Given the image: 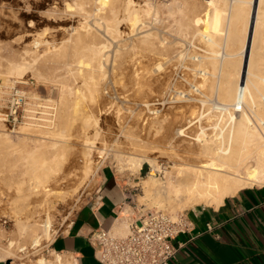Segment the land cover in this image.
<instances>
[{
	"label": "rangeland",
	"instance_id": "374dc122",
	"mask_svg": "<svg viewBox=\"0 0 264 264\" xmlns=\"http://www.w3.org/2000/svg\"><path fill=\"white\" fill-rule=\"evenodd\" d=\"M78 1L80 0H0V95L3 91H6L9 86L17 84L21 89H23L26 92L27 96L29 97V101L31 100L35 101L37 98L43 97L49 99L51 103L54 104L55 106V117H54V121L52 122L53 124L51 123L52 125H47L48 127L46 125L42 126L43 130L47 132L51 130L53 133L50 131L48 133L47 132L44 133L40 125L39 127L38 125L36 126L35 124H33V126L29 124L27 125V121L20 122L15 126L6 124L4 122H1L0 124V174L1 176L2 174L3 175L5 174L4 179L0 178V239L2 240L3 243H5L8 239L19 238L18 232L16 230L18 226L17 225L18 216H21V218L23 217L22 221L33 218L44 219V217L48 213L52 217V227H51L52 233L49 239L44 240L40 246H36L35 248L30 249V251L27 252V254L26 252H21V259L17 258L15 262H12L13 260L1 261L0 264H11V263L20 264V261L26 262L28 264H35L37 259L44 260L43 258L44 256L46 257L45 260L49 264H57L59 258H62V262L60 264H70L74 262L73 259L69 257V255L68 256L62 255V257L61 255H57L56 253H54L52 256L47 255V249L52 248L51 242L55 238V236H57L59 233L67 229L76 210L83 204L86 198L95 189L101 168L107 164L113 166L119 177L123 180L124 184L129 188L128 192L131 198V205L134 206V208L128 207V210L130 211V213H134V215L130 214L129 216L122 219L127 223L128 227H129V223L133 220L134 216H136L138 212H146L157 208L164 209L173 214L182 211L187 212L190 207L195 206L197 204L191 206L190 205L180 206L176 204L175 201H170V202L166 201L165 203H163V205H160L153 197L147 195V191L145 187L146 178H150L152 175H154L158 181L165 183L167 181L166 178L168 177L167 176L168 172L171 173L172 171L170 170L174 169L172 165L173 164L172 159H169L171 154V149L169 150L170 146L167 147L168 154L161 153L162 152L161 138H163V135L165 133H168V135H173L171 140L174 141L175 143L181 144L179 148L182 149L183 147L189 146L188 140H192V138L194 139L198 137V135L201 133L202 127L204 128V133L201 134V137L217 138L219 136V132L221 131V128H223L226 125V121H227L226 112L222 113L219 110L215 109L214 106L218 102H224L228 100L229 99L228 97L231 95V93L232 94L234 93L235 88L233 89V87L235 85V82L233 83V78L234 81L237 80L238 71L240 68L239 67L240 57H241L239 56L241 55L239 52H241L240 49H242L243 46L242 45L243 43L241 42H243L242 40L244 39L243 32H245L243 29V27H245V25L243 26V23L245 24V22L243 21L244 18L243 17L241 19L239 18L238 23L237 22L231 23L232 21H234V17L232 19L231 16L236 14L235 16L237 20L239 16V11L237 12L238 13L237 16V13L234 12L235 11L234 9L237 7L236 9L237 11L240 8H243V6L246 7L248 5L247 6V10H248L250 7L249 4L244 3L243 5L242 4L243 2L241 3L239 0H238L239 2H236V0L234 1L226 0V2L225 0H218V1L217 0H116V1L111 0L110 7L106 9L98 10V6H99L98 0L95 1L89 0L88 3H86L88 0H85L86 5L85 4L84 5L86 7L84 6L83 9L78 7V5H75L76 2ZM214 2L217 3L219 2L218 6L217 3H215V6H213ZM234 2L237 4H235ZM228 3L230 5L232 4V6L235 5L237 6L235 7L230 6L232 11H229ZM238 3H241L242 6L240 7V4ZM71 4L72 6L69 7V5ZM224 4L225 6H223ZM128 6H131L130 8L132 10L133 8L135 9L133 10V12H137L136 9H138V14H140L141 17L139 18L140 22L138 20L137 21L138 23L136 22V24L137 25L139 24L138 26L142 25L143 27H145L144 25H146L147 29L141 26L140 28L135 23H132V21L133 22L135 21L132 18L127 17L126 20L125 17L127 15V10L125 9ZM216 6L219 7V9H221L220 10L221 14L225 11L224 13L225 16L223 21L221 20L222 25H220L221 27H219L220 30L219 29L214 30L215 36L217 35V31L219 32V35L216 36L220 40L219 45L215 46V48L211 46L212 49H210L209 47L210 45L203 36H200L201 34L199 35V32L203 31V29H205V31H208L211 28V13L213 12ZM77 7L79 9H77ZM111 7L113 8L115 7L114 11L110 10ZM195 9L196 11H194ZM263 9H264V4H263ZM96 10L99 12V15ZM96 12H97V16L95 15ZM121 14L123 15L120 17ZM196 14L198 16H196ZM226 14L228 15V17L230 15L231 19L226 17L227 16ZM109 15H111L112 17L110 18ZM116 16L118 21L116 19ZM145 16L148 17L145 18ZM190 17H192L193 23ZM198 17H201L203 21L202 22L197 21L194 23L195 19L193 18L197 19ZM225 17L228 19L229 23L231 24H228ZM120 19H123L124 21H120ZM113 21L115 25L112 24ZM144 21L146 22L149 21V22L146 23ZM222 22H224V25ZM226 22L228 25H231V27L225 24ZM79 23H81L82 26ZM90 23L92 26H90ZM196 23L198 25H194ZM86 24L88 26H86ZM93 24H96L97 28L94 27L96 25L93 26ZM235 24L236 25L238 24L237 25L238 29L234 27ZM102 25L105 28L102 27ZM110 25L111 26L113 25L114 27L113 26L110 27ZM192 25H194V27H192ZM226 25L228 27H225ZM132 26L133 29L131 28ZM186 26H188V28H186ZM90 27L92 28L94 27L95 29L94 28L92 29ZM128 27H130L131 30H129ZM224 28L227 33L223 31ZM234 28L236 32H233ZM81 29L83 30L81 31ZM116 29L118 33H115ZM122 30L126 34L122 32ZM263 30L264 29H262V32L264 33ZM90 31L92 33H89ZM106 31H110L111 33H114L115 38L113 37V34L110 33L108 35L109 32L106 33ZM196 31H197L196 34L197 36L195 35ZM150 32L153 33L151 34ZM94 33L95 34L98 33L96 34L98 36L100 34V39H98L99 38L98 36H94L95 35ZM143 33L144 34L150 33L149 36L150 42L143 40L144 39ZM233 33L237 35L239 33V36L238 37L235 36L236 37L235 38L233 37L234 36ZM80 34L83 35L84 37L88 34L87 37L89 38V40L88 38L87 39L85 38L86 40L85 41L84 37H82ZM91 34H93V36ZM227 34H230L229 37L232 35L231 36L232 39L231 37L228 38ZM263 35L264 34H261V37ZM90 36L91 38H95V39H91ZM79 39L83 40L82 43H79L80 41ZM108 39L112 41H109ZM133 39H136L137 42H135V40ZM233 39L234 42L232 41ZM126 41L127 43H125ZM164 41H167L168 43ZM258 41H260V39H258L257 42ZM26 42L28 43V45ZM100 42L101 44L102 43L107 44V47L103 49L105 53L103 57L104 60L105 58L106 60L104 61V66L102 68L100 67L94 68L93 72L95 71L94 72L95 74L92 72V74L90 75L88 74V72L84 73V75L81 76H78L76 74H75L76 76L75 75L73 76L72 73L69 74L66 73L67 71L63 65V63L66 60H70L71 58L73 59L81 55H86L88 53V47H90L93 43L99 44ZM151 42L154 43L151 44ZM163 42L165 45L163 44ZM261 42L262 40L259 43H255V44L261 45ZM43 43L46 44L44 45ZM52 43L53 44L57 43V45L56 44L52 45ZM160 43H162V45L164 46L162 47ZM231 44L233 47H231ZM130 45H133L135 48L133 49V46ZM152 45L157 47L153 49L154 46ZM26 46L32 47L31 49L34 50L35 52L34 55H39L40 53L39 60L43 58V62L42 60L37 61V63L35 64L36 66L32 67V69L35 68V70L39 68L41 72L39 71L40 73L38 75V72H36L38 70L32 71V69L29 67L28 70L23 75L20 76L19 75L16 76V74L8 75L6 71L11 61H18V60L20 61L25 56H27L26 59L32 60L30 58L32 57L31 55H33L31 52H30L31 54L29 53L25 54L24 49ZM56 46L58 47L61 46L60 48L61 53L60 51H58V53H60V55L63 56V57L60 56L61 60H58L60 57L57 58V60H55L56 59L55 57L54 59H52L54 53L50 54L48 52L50 54L49 56H47L48 54L44 53V51L46 52V49L48 51L52 49L53 50L57 49L58 47ZM70 46L71 48L68 49V47ZM34 47L37 48L34 49ZM151 47L153 50L151 49ZM223 47L225 49H223ZM257 47L258 49L255 48L254 51L258 53H256L257 56L254 55L253 60L255 62H258L259 58H261L260 62H264L262 61V59H264L263 58L264 48L261 49L260 46ZM80 48H84V49H80ZM231 48L233 53L232 51H230ZM20 49H22L24 52ZM66 49L69 54L67 52L66 54L64 53ZM213 49L217 52L218 55L215 54L216 52L213 53ZM69 50H71V52H69ZM15 51L18 54H16ZM236 51L237 52L239 51L238 52L239 54L236 53ZM63 53L65 54V56L67 55V57H65ZM71 53L72 54L75 53V54H73L72 56ZM12 54H13L12 58L15 57L14 58L15 60L10 57L12 56ZM198 56H201V58L203 56L204 60L203 59L201 60V58ZM47 57L48 59L44 60ZM231 57L233 59H231ZM257 57H258V61L256 60ZM133 58L135 62L133 61ZM137 58L140 59V61L141 60L142 61L141 62L138 61ZM46 61L48 65L46 66L47 68L45 66H42L44 62L46 63ZM214 62H216L217 64L220 63L222 65L219 66V64L218 65L214 64ZM54 63L58 65H55ZM124 63L125 65H123ZM140 63H142V65ZM228 63L229 65H227ZM127 64L129 65L126 66ZM130 64L131 67H129ZM232 64L235 65L233 66ZM232 66L235 68L231 69ZM60 68L63 70H61ZM133 68L135 69L141 68L140 69L141 72L140 70H135ZM45 69L48 71H46ZM42 70L44 73L42 72ZM234 70L237 73L234 72ZM48 72L52 73V74L49 73L51 75L49 77H48L49 75ZM208 72H211L210 74L214 73L213 76H211ZM41 73L42 75L44 74L43 75L44 79ZM64 73L65 75H63ZM93 74L95 76L98 75L100 77L98 76L95 77ZM203 75L205 76L206 79L203 78ZM229 75H231V77ZM86 76L87 78L85 79ZM137 76H139V78ZM6 77L9 78V81L7 82L8 84L4 82V79ZM91 77L95 79V82ZM210 77L211 79H209ZM55 78H59L61 82L60 80ZM96 78H102V80L100 81L99 79ZM202 78L203 80L204 79L205 80L204 81L200 80ZM82 79L84 80L82 81ZM225 79H227V81ZM70 80L72 83L70 82ZM63 81H65L66 84L63 83ZM92 81L94 82V85L92 84L93 83ZM96 81L97 84L98 83L101 84L95 86ZM134 81L136 82V84H133L135 83ZM209 81L211 84L209 83ZM195 83L196 85L200 86V88L202 89V92L199 94H197V92L194 91ZM207 83H209L211 86H209ZM73 84L76 87L73 86ZM64 86L67 87L66 89L69 90L73 89V91L72 92H70L69 90L64 91L63 90L65 89ZM97 86L98 88H102V89L98 90ZM192 86L193 89H191ZM230 87L231 89H229ZM79 88L82 89L83 92L81 90H77ZM74 90H76L77 92ZM179 91L186 92L188 95L182 96L181 93H178ZM93 92L96 93L94 94ZM66 93H67V97H63V94L64 96H66ZM76 93L77 94L81 93V94L77 95ZM225 95L227 96L225 97ZM63 98L64 99L68 98L67 99L68 101L66 99L64 100ZM73 101L74 103L75 101H78V105L75 103V106L77 105L76 107L73 105L74 104ZM72 105L73 107L71 108ZM77 107L80 113L77 111ZM103 107L104 108L106 107L105 109L107 110V112L106 110H104ZM73 108H76L75 113H73L74 112ZM88 108L91 110H89ZM83 110L85 111L83 112ZM87 111H89L91 115L93 113V116L94 115L96 116L95 117L96 122L93 121L94 120L93 116L90 115L89 117L90 113H87ZM83 115L84 117L86 115L87 116L84 118ZM79 116H81L82 119ZM73 118L74 119L78 118L77 119L78 124L77 122H74ZM70 119H72L74 122V123L72 122L73 123L72 125H75L76 123V125L79 126L80 124L79 127L81 130H79V127L75 126L73 129H71V132L68 131L70 129L67 128L68 125L65 127V124H68L69 122L70 124L69 126H71V122L69 121ZM79 119L82 121H79ZM66 121L68 122L66 123ZM22 123L25 125H23ZM186 124H191L188 128H186L187 135L183 137L178 136L176 132L177 129L180 126H184V125L186 126ZM20 125H22L21 126L22 129L19 128ZM63 126L67 128V131ZM37 127L39 129L35 130V128ZM65 132L66 133L69 132L67 133L68 136L67 134H65ZM74 133H76V136L73 135L74 138H72L70 134H74ZM86 133L88 134L86 135ZM54 135L56 137H54ZM89 135L92 136V137L90 136L92 139H94L93 137H95L94 140L95 142L93 141L95 144L92 142V139L89 141H91L93 144H90V142L83 143L87 146V150H85L86 146L83 145L81 141L82 142L86 141V138L83 139V137L85 136L89 137ZM43 137H45L44 138L45 143L42 145V149L40 150L39 154L42 155L43 157H46L48 161H51L50 163L51 169L47 170L46 172L42 171L44 173L42 175L39 174V176H32L30 173L25 174L26 177L31 178L30 181L33 183V186L36 185L35 182H37V186L34 188V191L30 193V195L27 198H25L23 195L25 194L24 191H20L19 186H17L19 185L18 178H12L11 177L12 171L8 170L7 168H6L7 170L4 172L1 170L5 169L4 162L7 156L16 153V151L19 149H24L25 148L24 146L26 144L32 145L34 143L33 140L43 143L44 142L42 139ZM52 138L54 140L53 141L51 140L52 142L51 141L49 142L50 143L49 146L52 147L49 148L47 147V145L49 144L47 142ZM61 138L63 139L68 138L67 139L68 141L69 138L70 139L72 138V141H74V143H72L71 140L70 142H68L66 139L63 140ZM61 140H63V143H61ZM148 140L150 141L148 142ZM66 141L67 143L65 144L64 142ZM145 141L148 145L144 144ZM158 143H160L159 144L160 146L158 145ZM71 144H73V146ZM142 144H144L146 147H144V145ZM57 145L59 147L60 145L61 146L68 145L69 154L66 153L67 150L65 151V149L68 146L66 147L63 146L65 148L64 149L65 152L61 153L63 151L56 150L58 147L55 149L54 146ZM80 145L85 147H81ZM91 145L92 147L95 146L93 149V153L91 149L92 147H90ZM63 147H60L58 149H63ZM154 147L157 148L155 149ZM45 148L47 150H44ZM49 149L55 152H51L49 151ZM75 149H77L79 152L77 153V150L75 151ZM70 150H72L71 151L72 153H70ZM58 151L60 152V156H63V154L65 153L67 154L66 156L68 157V160H66L67 157H63V159H65L67 163L65 162V160L64 161L59 160L61 158L59 156ZM153 151L155 152L153 153ZM180 152L183 151L181 150ZM145 154L150 155L152 157L156 155L155 157L157 159L155 157L153 158L156 159L157 163H159L160 167L162 168L156 171H152V165H151L152 163L150 161L148 162L145 161L143 163V166L140 169H138L135 166L136 164L131 160V158L139 159L142 158ZM161 154L163 156H161ZM56 158H58V160ZM60 161L61 163H59ZM87 161H89L90 163ZM171 175L174 177L175 173H172ZM30 181L22 184L23 188L26 189L30 185L31 183ZM253 185H260V184L255 183ZM200 204H206V203H200ZM34 213L35 215H33ZM27 216H29V218H27ZM1 223L4 224L2 225ZM128 227H127V231H128ZM127 231L122 235L126 234Z\"/></svg>",
	"mask_w": 264,
	"mask_h": 264
},
{
	"label": "bare ground",
	"instance_id": "6f19581e",
	"mask_svg": "<svg viewBox=\"0 0 264 264\" xmlns=\"http://www.w3.org/2000/svg\"><path fill=\"white\" fill-rule=\"evenodd\" d=\"M95 1V0H94ZM114 1V0H113ZM116 1V0H115ZM218 1V0H217ZM234 1V0H233ZM232 1V3H233ZM243 5L244 3H247L250 5L249 9L247 10V6H243V8H240L239 10L236 11L237 7L234 9L235 11L234 12H238L239 11V16H238V13H237V20H236V14L232 15L231 18L233 19L234 17V21H232L231 23L233 22H239V18L241 19L242 17L244 18V22L245 24L243 23V26L245 25V27H243L244 31V39L242 45V49L241 52H239L241 55L240 57V68H239V71H238V76H237V80L234 81V78H233V83L235 82V85L233 87L234 89V93L232 94L231 92V95L227 98L228 100L224 101V102H218L214 108L219 110L220 112L222 113H225L227 114V121H226V125L221 128V131L219 132V136L217 138H208V137H201V134L204 133V128L202 127V130H201V133L198 135V137L196 138H192V140H188L189 142V146H186V147H183L182 149L179 148V146L181 144H178V143H175L174 141L171 140V138L173 137V135H168V133H165L163 135V138H161V141H162V154H168V151H167V147L170 146L169 150L171 149V154H170V157L169 159H172V165H173V170H170L172 171L171 173L168 172V177L166 178L167 181L164 183V182H160L156 179V177L154 175H152L150 178H146L145 179V187H146V191H147V195L150 196V197H153L157 203H159L160 205H163V203H165L166 201L170 202V201H175L176 204L180 205V206H183V205H195V204H200V203H206V204H214L216 206L220 205L224 199L227 197V196H230V195H234L236 194L239 190H241L242 188L244 187H247V186H251L255 183H259L260 185L261 184H264V62H260L261 61V58H259V61H258V57H257V61L258 62H255L253 59H254V55H256V51L255 48L258 49L257 46H260L261 49L264 48V42H263V36L261 37V34H264L262 32V29H264V9H263V4H264V0H239ZM238 0H236V2H239ZM85 0H80L78 2H76L75 5H78V7H80L81 9H83V7L86 5L85 4ZM89 0L86 2L88 3ZM97 2V1H96ZM226 2V0H225ZM94 3V2H93ZM98 3H99V6H98V10H102V9H106L108 7L111 6V0H98ZM116 3V2H115ZM215 3L217 2H214V5L215 6ZM219 3V2H218ZM218 3H217V6H218ZM235 3V2H234ZM241 3H238L240 4V7L242 6ZM85 4V5H84ZM226 4V3H225ZM225 4L223 6H225ZM229 4V3H228ZM227 4V5H228ZM237 4V3H235ZM88 5V4H87ZM234 5V4H233ZM72 6L69 5V7ZM215 7V9L213 10V12L211 13V28L208 30V31H205V29H203V31H200L199 32V35L200 36H203L206 41L208 42V44L210 45V49L211 46L215 48V46H218L219 45V39L216 37L217 35H219V32L217 31V35L215 36V31L214 30H218L219 27H221L220 25L221 24V20L223 21L224 19V16H225V11L221 14L219 7ZM232 4L228 5V8H229V11H232L231 7ZM237 6V5H235ZM235 6H232V7H235ZM77 7V9H79ZM86 7V6H85ZM89 7V6H88ZM131 6H128L125 10H127V15H126V20H127V17L128 18H132L134 19L135 21L132 23H135L139 20V18L141 17L140 14H138V9H136L137 12H133V10H135L133 8V10L130 8ZM115 8V7H114ZM114 8L111 7L110 10L114 11ZM214 8V7H213ZM54 9V8H53ZM117 9V8H116ZM120 9V8H119ZM226 9V8H225ZM224 9V10H225ZM231 9V10H230ZM121 10V9H120ZM119 10V11H120ZM81 11V10H80ZM97 11V10H96ZM123 11V10H122ZM196 11V9L194 10ZM222 11H223V8H222ZM94 12V10H93ZM98 12V11H97ZM97 12L95 13V15L97 16ZM193 12V11H192ZM198 12V11H197ZM78 13V12H76ZM83 13V12H81ZM112 13V12H111ZM121 13V12H120ZM140 13V12H139ZM155 13V12H154ZM228 13V11H227ZM28 14V13H27ZM103 14V13H101ZM100 14V16H101ZM105 14V13H104ZM107 14V12H106ZM117 14V13H116ZM126 14V12H125ZM124 14V15H125ZM224 14V15H223ZM98 15H99V12H98ZM123 14L120 15V17L122 16ZM147 15V14H146ZM223 15V16H222ZM227 15V14H226ZM231 15V13H230ZM230 15L228 17V15L226 17L230 18ZM28 16V15H27ZM144 16V14H143ZM154 16V15H153ZM190 16V15H189ZM194 16V15H193ZM196 16H198L196 14ZM86 17V16H85ZM99 17V16H98ZM103 17V15H102ZM109 17L111 18L112 16L109 15ZM115 17V16H114ZM118 17V18H120ZM148 17V16H145V18ZM225 17V19L227 20L228 24H231L229 23L228 19ZM108 18V17H107ZM143 18V17H142ZM144 18V19H145ZM191 20H192V17H190ZM230 18V19H231ZM83 19V18H82ZM88 19V17H87ZM105 19V17H104ZM103 19V20H104ZM116 19H117V16H116ZM124 19V18H123ZM123 19H120V21H124ZM195 19L194 20V23L195 22H202L203 19H201V17H198L197 19L196 18H193ZM85 20V19H84ZM102 20V19H101ZM110 20V19H108ZM115 20V19H114ZM125 20V21H126ZM131 20V19H130ZM150 20V19H149ZM153 20V19H152ZM225 20V21H226ZM254 20V21H253ZM79 21V20H78ZM87 21V20H86ZM93 21V20H92ZM91 21V22H92ZM118 21V19H117ZM251 21L253 22V26H252V38H251V42L250 44L248 45V37H249V30H250V26H251ZM111 22V21H110ZM140 22V20H139ZM142 22V21H141ZM146 22V21H144ZM149 22V21H147ZM146 22V23H147ZM190 22V21H189ZM227 22L225 24H227ZM102 23V22H101ZM120 23V22H119ZM138 23V22H137ZM192 23H193V20H192ZM223 25H224V22H222ZM81 24V23H79ZM112 24H114V21L112 22ZM121 24V23H120ZM190 24V23H189ZM200 24V23H199ZM227 24V25H228ZM96 25V24H93V26ZM115 25V24H114ZM117 25V24H116ZM119 25V24H118ZM122 25V24H121ZM137 25V24H136ZM139 25V24H138ZM137 25V26H138ZM194 25H198L197 23L194 24ZM194 25H192V27H194ZM225 26V27H228L231 25H228V26ZM238 25V24H237ZM235 24L234 27H236L238 29V26ZM31 26V25H30ZM73 26V25H72ZM82 26V24H81ZM85 26V25H84ZM86 26H88L86 24ZM90 26L91 23H90ZM113 26V25H112ZM110 25V27H112ZM130 26V25H129ZM141 27H143L142 25H140ZM138 26V27H140ZM145 29H147L146 25H144ZM97 28V25L94 26ZM93 27V28H94ZM102 27H104L102 25ZM114 27V26H113ZM140 27V28H141ZM169 27V26H168ZM74 28V27H73ZM72 28V30H73ZM86 28V27H85ZM92 28V27H90ZM92 28V29H93ZM101 28V27H100ZM105 28V27H104ZM129 30H131V28L133 29V26L130 28L128 27ZM142 28V29H143ZM171 28V27H170ZM186 28H188V26H186ZM223 28V27H222ZM70 29V28H69ZM95 29V28H94ZM102 29V28H101ZM114 29V28H113ZM193 29V28H192ZM198 29V28H196ZM200 29V28H199ZM83 29H81L82 31ZM98 30V29H97ZM107 30V29H106ZM109 30V29H108ZM119 30V29H118ZM169 30V29H168ZM220 30V29H219ZM228 30V29H227ZM67 31V30H65ZM71 31V30H70ZM87 31V30H86ZM93 31V30H92ZM95 31V30H94ZM101 31V30H99ZM111 31V29H110ZM110 31H106L109 32L108 35L111 33ZM117 31V29H116ZM115 33H118V31ZM189 31V30H188ZM222 31V30H221ZM220 31V32H221ZM225 31V28L224 30ZM243 31V30H242ZM264 31V30H263ZM69 32V31H68ZM122 32H124L122 30ZM140 32V31H139ZM148 32V31H147ZM190 32V31H189ZM226 32V31H225ZM233 32H236L235 31V28H234V31ZM89 33H92L91 31ZM125 33V32H124ZM128 33V31H127ZM141 33H142V30H141ZM140 33V34H141ZM151 33V32H150ZM150 33L149 34H144V41H149V36H150ZM153 33V32H152ZM151 33V34H152ZM191 33V32H190ZM193 33H194V30H193ZM227 33V32H226ZM261 33V34H260ZM30 34V33H29ZM32 34V33H31ZM34 34V33H33ZM67 34V33H66ZM95 34V33H94ZM98 34V33H96ZM94 35V36H98V35ZM113 34V37L115 36L114 33H111ZM121 34V33H119ZM126 34V33H125ZM197 34V31L195 33V35ZM222 34V33H221ZM232 34V33H230ZM230 34H227L228 38ZM234 34V33H233ZM28 35V34H27ZM38 35V34H37ZM74 35V34H73ZM81 35V34H80ZM93 36V34H91ZM154 35V34H153ZM168 35V34H167ZM194 35V34H192ZM198 35V36H199ZM29 36V35H28ZM82 37H84L83 35H81ZM88 34L84 37V40L85 38L87 39L88 37ZM103 36V35H101ZM190 36V35H189ZM197 36V35H196ZM226 36V34H225ZM238 37L239 36V33L238 35L237 34H234L233 37ZM55 37V36H53ZM57 37V36H56ZM100 39V34L98 36ZM111 37V36H110ZM235 37V38H236ZM37 38V37H36ZM40 38V37H39ZM52 38V37H51ZM73 38V37H72ZM81 38V37H80ZM91 38V36H90ZM97 38V37H96ZM106 38V37H104ZM109 38V37H108ZM112 38V37H111ZM115 38V37H114ZM131 38V37H130ZM135 38V37H134ZM152 38V37H151ZM154 38V37H153ZM160 38V37H159ZM194 38V37H192ZM203 38V39H204ZM225 38V37H223ZM234 38V39H235ZM56 39V38H55ZM76 39V38H75ZM74 39V40H75ZM83 39V38H82ZM91 39H95V38H91ZM113 39V38H112ZM132 39V38H131ZM140 39V38H139ZM227 39V38H226ZM225 39V40H226ZM232 39V37H231ZM230 39V40H231ZM234 39L232 40L234 42ZM260 39V41L262 40L261 42V45L260 44H255V43H259L260 41L257 42V40ZM42 40V39H41ZM50 40V38H49ZM80 40V39H79ZM89 40V38H88ZM109 41H112L110 39H108ZM107 40V41H108ZM136 41V39H133ZM162 40V39H161ZM167 40V39H165ZM198 40H199V37H198ZM229 40V39H228ZM38 41V40H37ZM55 41V40H54ZM77 41V40H76ZM83 40H80L79 43H82ZM86 41V40H85ZM96 41V40H95ZM104 41V40H103ZM115 41V40H114ZM118 41V39H117ZM120 41V40H119ZM131 41V40H130ZM129 41V42H130ZM227 41V40H226ZM225 41V42H226ZM60 42V41H59ZM98 42V41H97ZM124 42V41H123ZM150 42V41H149ZM164 42H167V41H164ZM163 42V44H164ZM237 42V41H236ZM27 43V42H26ZM74 43V41H73ZM106 43V41H105ZM105 43H102L101 42L99 44L97 43H93L90 47H88V53L86 55H81L79 57H76V58H71L70 60H66L63 65L66 69V73H72L73 76L76 74L78 76H81V75H84V73L88 72V74H92L94 68H102L104 66V48L107 47V44ZM109 43V42H107ZM127 43V41L125 42ZM139 43V42H138ZM154 43V42H153ZM151 42V44H153ZM158 43V42H157ZM168 43V42H167ZM204 43V42H203ZM227 43V42H226ZM44 44V43H43ZM42 44V46H43ZM46 44V43H45ZM44 44V45H45ZM57 45V43H54ZM52 43V45H54ZM101 44V45H100ZM118 44V43H116ZM161 46L163 47L164 45H162V43H160ZM26 45V44H25ZM28 45V43H27ZM33 45V44H32ZM41 45V44H40ZM59 45V44H58ZM77 45V44H76ZM114 45V44H113ZM120 45V44H119ZM144 45V44H143ZM147 45V44H146ZM149 45V44H148ZM156 45V44H155ZM237 45V44H236ZM256 45V46H255ZM23 46V44H22ZM39 46V45H38ZM37 46V47H38ZM47 46V45H46ZM73 46V45H72ZM125 46V45H124ZM130 46H133V45H130ZM154 46V45H152ZM36 47V48H37ZM54 47V46H53ZM52 47V48H53ZM58 47V46H56ZM114 47V46H113ZM157 46H154V48H156ZM159 47V45H158ZM231 47L232 44H231ZM22 48V47H21ZM24 48V47H23ZM32 47L30 46H26L24 51H25V54L26 53H29V54H33L31 55L32 57H30L32 60L30 59H26L27 56L23 57L22 60H17L18 61H11V63L9 64V67L7 68V74L8 75H14L16 74L17 75H23L27 70L28 68L30 67L32 69V67L36 66L35 64L37 63V61H41L43 62V58L41 60H39V55H34L35 52L34 50L31 49ZM34 47V49H36ZM51 48V47H50ZM60 48L61 46H59L57 49H52L50 51H48L46 49V52L44 51V53L48 54L47 56H49L50 54L54 53V56L52 59H54V57L56 58L55 60H57V58H59L61 55V51H60ZM67 48V47H66ZM70 47H68V49H70ZM128 48V47H127ZM126 48V49H127ZM135 47L133 46V49ZM78 49V48H77ZM80 49H84V48H80ZM152 49V47H151ZM152 49V50H153ZM171 49V47H170ZM223 49H225L223 47ZM22 50V49H20ZM113 50V49H112ZM111 50V51H112ZM156 50V49H155ZM237 50V49H235ZM250 50V54H249V59H248V67L246 69V72L242 78V74H243V63H244V58H245V54ZM264 50V49H263ZM23 51V50H22ZM23 51V52H24ZM58 51H60V53H58ZM118 51V50H117ZM121 51V50H119ZM157 51V50H156ZM163 51V50H162ZM219 51V50H218ZM230 51H232V48L230 49ZM259 51V50H258ZM262 51V50H260ZM19 52V51H17ZM22 52V53H23ZM31 52V53H30ZM50 54H49V53ZM67 52V49L66 51L64 52L66 54ZM69 52H71V50H69ZM75 52V51H74ZM108 52V51H107ZM116 52V51H115ZM216 51L213 49V53H215ZM224 52V51H223ZM227 52V51H226ZM236 51V53H238ZM16 53V51H15ZM21 53V52H20ZM58 53V54H57ZM63 53V54H64ZM68 53V52H67ZM82 53V52H81ZM84 53V51H83ZM109 53V52H108ZM118 53V52H117ZM121 53V52H120ZM210 53H211V50H210ZM233 53V51H232ZM238 53V54H239ZM261 53V52H260ZM18 54V53H16ZM15 54V55H16ZM37 54V52H36ZM64 54V56H65ZM69 54V53H68ZM72 54V53H71ZM75 54V53H73ZM72 54V56H73ZM79 54V53H77ZM216 55L217 52L215 53ZM235 54V53H234ZM21 55V54H20ZM109 55V54H108ZM111 55V53H110ZM116 55V54H115ZM130 55V54H129ZM202 55V54H201ZM213 55V54H212ZM71 56V57H72ZM107 56V55H106ZM133 56V55H132ZM214 56V55H213ZM220 56V55H219ZM257 56V55H256ZM255 56V58H256ZM5 57V56H4ZM11 58L13 57V54L12 56H10ZM19 57V56H18ZM43 57V55H42ZM52 57V56H51ZM63 57V56H61ZM61 57L58 59V60H61ZM67 57V55L65 56ZM201 58V56H198ZM207 57V56H206ZM215 57V56H214ZM260 57V56H259ZM10 58V59H11ZM15 58V57H14ZM12 58V59H14ZM20 58V57H19ZM41 58V57H40ZM204 57L202 56L201 60L203 59ZM211 58V56H210ZM213 58V57H212ZM264 58V57H263ZM48 59L45 58L44 60ZM50 59V58H49ZM65 59V58H63ZM108 59V57H107ZM123 59V58H121ZM131 59V58H130ZM129 59V60H130ZM231 59H233L231 57ZM15 60V59H14ZM138 61H140V59L137 58ZM204 60V59H203ZM131 61V60H130ZM129 61V62H130ZM133 61L135 62L134 58H133ZM132 61V62H133ZM142 61V60H141ZM140 61V62H141ZM144 61V60H143ZM198 61H199V58H198ZM236 61V60H235ZM262 61H264V59H262ZM117 62V61H116ZM125 62V61H124ZM204 62V61H202ZM200 62V63H202ZM232 62V60H231ZM40 63V62H38ZM57 63V62H56ZM54 63L55 65H58ZM128 63V62H127ZM46 64V65H44ZM44 64L42 66H48L47 65V61L46 63L44 62ZM50 64V63H49ZM106 64V63H105ZM108 64V63H107ZM119 64V63H118ZM142 65V63H140ZM139 64V65H140ZM204 64V63H203ZM214 64H217L216 62H214ZM219 66H221L222 64L218 63ZM217 64V65H218ZM125 65V63L123 64ZM129 64H127L126 66H128ZM140 65V66H141ZM229 65V63L227 64ZM233 65V64H232ZM235 65V64H234ZM233 65V66H234ZM41 66V65H40ZM41 66V67H42ZM50 66V65H49ZM115 66V65H114ZM118 66V65H117ZM231 66V64H230ZM235 68V67H233ZM131 67V64L130 66ZM229 67V66H227ZM226 67V69H227ZM38 68V66H37ZM47 68V67H46ZM50 68V67H49ZM142 68V67H141ZM140 68V69H141ZM159 68V67H158ZM238 68V66H237ZM61 69V68H60ZM64 69V70H65ZM127 69V67H126ZM135 69V68H133ZM140 69H135V70H140ZM229 69V68H228ZM36 71L38 72V75L39 73L41 72L38 69L35 70L32 69V71ZM44 70V69H43ZM42 70V72H43ZM46 70V69H45ZM54 70V69H53ZM53 70H50V71H53ZM63 70V69H61ZM97 70V69H96ZM117 70V68H116ZM130 70V69H129ZM5 71V70H3ZM40 71V72H39ZM48 71V70H46ZM59 71V69H58ZM132 71V70H131ZM134 71V70H133ZM232 71V70H231ZM95 72V71H94ZM93 72V73H94ZM141 72V70H140ZM207 72V71H205ZM234 72H236L234 70ZM44 73V72H43ZM51 73V72H48V74ZM61 73V72H60ZM59 73V74H60ZM104 73V72H103ZM107 73V72H106ZM203 73V72H202ZM209 74L211 72H208ZM226 73V72H225ZM230 73V72H229ZM237 73V72H236ZM32 74V73H31ZM36 74V73H34ZM52 74V73H51ZM57 74V73H56ZM58 74V75H59ZM66 74V75H68ZM95 74V73H94ZM93 74V75H94ZM198 74V73H197ZM204 74V73H203ZM214 74V73H213ZM213 74H210L211 76H213ZM33 75V74H32ZM42 75V73H41ZM44 75V74H43ZM42 75L43 79H44V76ZM55 75V74H54ZM61 75V74H60ZM65 75V73L63 74ZM75 75V76H76ZM106 75V74H105ZM51 76L50 74L48 75V77ZM71 76V75H70ZM77 76V77H78ZM95 76V75H94ZM98 76V75H96ZM95 76V77H96ZM102 76V75H101ZM108 76V75H107ZM132 76V75H131ZM150 76V75H149ZM231 77V75H229ZM41 77V78H42ZM56 77V76H55ZM100 77V76H98ZM116 77V76H115ZM120 77V76H119ZM133 77V76H132ZM139 78V76H137ZM209 77V76H208ZM37 78V76H36ZM39 78V77H38ZM52 78V77H51ZM68 78V77H67ZM87 78V76L85 77V79ZM92 78V77H91ZM203 78H205V76L203 75ZM200 79V80H203ZM55 79H58L60 80L59 78H55ZM77 79V78H76ZM74 79V80H76ZM93 79V78H92ZM96 79H99L100 81L102 80V78H96ZM121 79V78H120ZM153 79V78H152ZM206 79V78H205ZM204 79V80H205ZM211 79V77L209 78ZM215 79V77H214ZM230 79V78H228ZM65 80V78H64ZM72 80V79H71ZM70 80V82H71ZM73 80V81H74ZM84 79H82L83 81ZM88 80H91V79H88ZM87 80V81H88ZM94 82H95V79H93ZM122 80V79H121ZM124 80V79H123ZM132 80V79H131ZM203 80V81H204ZM227 81V79H225ZM9 81V78H5L4 79V82L6 84H8L7 82ZM104 81V80H103ZM25 82V81H24ZM61 82V80H60ZM90 82V81H89ZM93 82V81H92ZM94 82L92 83L94 85ZM107 82V81H106ZM135 82V81H134ZM201 82V81H200ZM207 82H208V79H207ZM63 83H65V81H63ZM61 83V84H63ZM72 83V82H71ZM85 83V82H83ZM105 83V82H104ZM141 83V82H139ZM198 83V82H197ZM206 83V82H204ZM210 83V81H209ZM209 83H207L209 86H211ZM66 84V83H65ZM64 84V85H65ZM101 83H98L97 84V81H96V85H99ZM106 84V83H105ZM110 84V83H109ZM133 84H136L133 83ZM203 84V83H202ZM213 84V83H212ZM229 84V83H228ZM89 85V84H88ZM91 85V84H90ZM108 85V84H107ZM142 85V84H141ZM230 85V84H229ZM63 86V85H61ZM67 86V85H66ZM70 86V85H69ZM73 86H75L73 84ZM110 86V85H109ZM138 86V84H137ZM205 86V85H204ZM65 87V86H64ZM76 87V86H75ZM81 87V86H79ZM228 87V86H227ZM67 87H65V89H63L64 91H67L69 89H66ZM83 88V86H82ZM98 88V86H97ZM206 88V87H205ZM209 88V87H208ZM207 88V89H208ZM99 89H102V88H98ZM192 89V88H191ZM231 89V87L229 88ZM77 90H81L82 89H77ZM97 90V89H96ZM70 92L73 91V89H70L69 90ZM76 91V90H74ZM93 91V90H92ZM194 91L197 92V94L201 93L202 92V89L200 88V86L196 85V83L194 84ZM225 91H226V88H225ZM77 92V91H76ZM83 92V91H82ZM86 92V91H85ZM84 92V94H85ZM102 92V91H101ZM91 93V92H90ZM94 94L96 92H93ZM92 93V95H93ZM108 93V91H107ZM65 94V93H64ZM63 94V97H67V93H66V96H64ZM77 94V93H76ZM81 93L77 94V95H80ZM83 94V95H84ZM99 94V93H98ZM196 94V93H195ZM227 94V93H226ZM76 95V96H77ZM89 95V94H87ZM102 95V94H101ZM116 95V94H115ZM223 95V94H221ZM86 96V95H85ZM227 95H225L226 97ZM107 97V96H106ZM121 97V96H120ZM196 97V96H195ZM200 97V96H199ZM223 97V98H225ZM70 98V97H69ZM72 98V97H71ZM198 98V97H197ZM64 99V98H63ZM66 100L68 98H65ZM64 99V100H65ZM75 99V97H74ZM78 99V98H77ZM97 99V98H96ZM199 99V98H198ZM202 99V98H201ZM201 99H200V102H201ZM33 101V100H32ZM68 101V100H67ZM204 101V100H202ZM66 102V101H65ZM74 103V101H73ZM75 103L78 105V101H75ZM75 103L73 104L75 106ZM148 103V102H147ZM205 104V103H204ZM73 105L71 106V108L73 107ZM76 105V106H77ZM153 105V104H152ZM75 106V107H76ZM200 106V105H199ZM86 107V106H85ZM198 107V105H197ZM104 108V107H103ZM106 108V107H105ZM104 108V110H106ZM110 108V107H109ZM157 108V107H156ZM74 109V112L76 111V108H73ZM89 109V108H88ZM81 110V109H80ZM91 110V109H89ZM77 111H78V107H77ZM85 110H83L84 112ZM93 111V110H92ZM91 111V112H92ZM156 111V110H155ZM80 113V111H78ZM77 112V113H78ZM96 112V111H95ZM107 112V110H106ZM87 113H90L89 111H87ZM83 114V113H82ZM96 114V113H95ZM153 114V113H152ZM203 114V113H202ZM77 115V114H76ZM91 113L89 114V117H90ZM87 116V115H86ZM85 116V117H86ZM93 116V113L92 115ZM81 117V116H79ZM84 117V115H83ZM84 117V118H85ZM94 117V120H95V115L93 116ZM76 118V117H75ZM83 118V119H84ZM78 119V118H77ZM77 119H74V122H77ZM82 119V117H81ZM98 119V118H96ZM72 119H70L69 121L71 122V126H69V122L66 121V123L68 122V124H65V127L67 126V128H69L71 132V129H73L75 126L76 127H79L78 125H72L74 122H73ZM79 121H82L79 119ZM89 121V120H87ZM120 121V120H119ZM154 121V120H153ZM73 122V123H72ZM92 122V121H91ZM158 122V121H157ZM1 124V122H0ZM23 124V123H22ZM32 125L33 124L31 122H27V125ZM53 124V123H52ZM51 123L47 124V125H52ZM78 124V122H77ZM85 124V123H84ZM25 125V124H23ZM46 125V126H47ZM191 124H186V126H180L178 129H177V135L180 136V137H183L185 135H187V132H186V128H188ZM22 125H20V129ZM37 126V125H36ZM28 127V126H26ZM30 127V126H29ZM35 127V126H34ZM39 127V125H38ZM35 128V130H38L39 128ZM48 127V126H47ZM64 127V126H63ZM64 127V128H65ZM85 127V126H84ZM24 128V127H23ZM32 128V127H31ZM67 128L66 131H67ZM83 128V127H82ZM25 129V128H24ZM41 129H42V126H41ZM40 129V130H41ZM43 130V129H42ZM46 130H49V129H46ZM76 130V129H75ZM79 130L80 127H79ZM166 130V129H165ZM176 130V129H175ZM174 130V131H175ZM4 131V130H3ZM44 133L47 132L45 130H43ZM50 132H52L51 130H49ZM48 131V132H49ZM65 131V130H63ZM73 131V130H72ZM84 131V130H83ZM86 131V130H85ZM90 131V129H89ZM173 131V132H174ZM47 132V133H48ZM119 132V131H118ZM169 132V131H168ZM3 133V132H2ZM53 133V132H52ZM69 133V132H67ZM65 132V134H67ZM77 133V132H76ZM76 133L74 134H70L73 137L76 136ZM89 133V132H88ZM86 133V135L88 134ZM147 133V132H146ZM149 133V132H148ZM59 134V133H57ZM133 134V133H132ZM50 135V134H49ZM56 135V134H55ZM54 135V137H56ZM61 135V134H59ZM69 135V136H70ZM84 135V134H82ZM81 135V136H82ZM65 136V135H63ZM68 136V134H67ZM70 136V137H71ZM91 135H89V137L85 136L83 137L86 138V141L82 142L81 143H85V142H90V144H93L95 141V137H93L94 139H92L90 137ZM53 137V138H54ZM45 137H43V143L41 142H37L35 140L34 143L31 145V144H26L24 147V149H19L16 151V153H13L12 155H9L6 157L5 159V162H4V166H5V169H2L1 171H6L7 169L12 171V174H11V177L12 178H18V183L19 185V190L20 191H24L25 194L24 197L27 198L30 193H32L34 191V188L37 186V182L36 185L33 186V183L30 181L31 178L30 177H26L25 174H28L30 173L32 176H39L42 175L44 172H46L47 170H50L51 169V161H48V159L46 157H43L42 155L39 154L40 150L42 149V145L45 143V140H44ZM50 139L47 143H49L51 140L53 141L54 139ZM58 138V137H57ZM56 138V139H57ZM72 138L70 139L69 138V141L66 139L68 142H70V140L72 141ZM63 139V138H61ZM63 139V140H64ZM92 139V142L89 141ZM39 140V139H38ZM41 140V139H40ZM48 140V139H47ZM58 140V139H57ZM60 140V139H59ZM63 140H61V143H63ZM81 140V139H80ZM42 141V140H41ZM51 141V142H52ZM64 142L65 144L67 143ZM79 141V139H78ZM115 141V140H114ZM150 140H148L149 142ZM152 141V140H151ZM181 141V140H180ZM77 142V141H76ZM170 142V143H169ZM46 143V144H47ZM72 143H74V141H72ZM141 143V142H140ZM158 143V145L160 144ZM169 143V145H168ZM52 144V143H51ZM56 144V143H55ZM88 144V143H87ZM89 144V145H90ZM95 144V143H94ZM144 144H147L146 141L144 142ZM142 144V145H144ZM50 143L47 145V147L51 148L50 146ZM70 145V144H68ZM66 145V146H68ZM73 146V144H71ZM85 145V144H83ZM88 145V147H89ZM140 145V144H139ZM148 145V144H147ZM64 146V145H63ZM60 145V147H63ZM64 146V147H66ZM75 146V145H74ZM81 147H85V146H82L80 145ZM151 146V145H150ZM160 146V145H159ZM158 146V147H159ZM44 147V146H43ZM46 147V146H45ZM46 147V148H47ZM55 149L58 147L60 148L58 145L57 146H54ZM63 147V149H56V150H61L63 152L61 153H64L66 150V153L69 154V146L65 149ZM79 147V146H78ZM92 147V145L90 146ZM95 147V146H94ZM94 147H92V153H93V149ZM98 147V146H97ZM143 147V146H142ZM144 147H146L144 145ZM149 147V146H148ZM44 149V150H47V149ZM141 148V147H140ZM155 149L157 147H154ZM65 149V151H64ZM74 149V148H73ZM82 149V148H81ZM80 149V150H81ZM97 149V148H95ZM146 149V148H145ZM159 149V148H158ZM43 150V151H44ZM77 149H75L76 151ZM87 150V146H86V149ZM84 150V151H85ZM183 151V152H180V151ZM49 151H51L49 149ZM72 150H70V153ZM89 151V150H88ZM149 151V150H148ZM48 152V151H46ZM51 152H55V151H51ZM50 152V153H51ZM59 152V151H58ZM57 152V153H58ZM79 151L77 150V153ZM91 152V151H90ZM144 152V150H143ZM151 152V151H150ZM155 151H153L154 153ZM157 152V151H156ZM159 152V151H158ZM49 153V154H50ZM63 154V156H60V152H59V156L61 159L59 160H65L63 159V157H67L66 155L67 154ZM76 153V152H74ZM91 153V155H92ZM148 153V152H147ZM157 154V153H155ZM160 154V153H159ZM161 154V156H163ZM58 155V154H56ZM72 155V154H70ZM75 155V154H74ZM73 155V156H74ZM72 156V157H73ZM156 156V155H155ZM153 156V157H155ZM58 157V156H57ZM71 157V156H70ZM69 157V158H70ZM75 157V156H74ZM152 156L150 155H144L142 158H139V159H136V158H131V160L136 164L135 166L140 169L142 166H143V163L145 161H150L152 164V171H156V170H159L160 168V165L159 163H157L156 159L153 158ZM165 157V156H164ZM58 160V158H56ZM68 160V157L67 159ZM65 160V162H66ZM74 160V159H73ZM55 161V160H54ZM92 161V160H91ZM131 161V162H132ZM89 162V161H87ZM61 163V161L59 162ZM64 163V162H63ZM67 163V162H66ZM90 163V162H89ZM88 164V163H87ZM3 166V167H4ZM167 166V165H166ZM85 167H86V164H85ZM90 167V165H89ZM88 167V168H89ZM165 167V166H164ZM7 168V169H6ZM166 168V167H165ZM135 169V168H134ZM44 171V172H42ZM167 171V170H166ZM172 173H175V176L173 177L171 174ZM1 176V174H0ZM0 178H5V174L0 177ZM31 182L30 185L25 189L23 188L22 184L26 183V182ZM160 182V183H158ZM40 183V182H39ZM44 183V182H43ZM48 186V185H47ZM12 187V186H11ZM26 187V186H25ZM47 188V187H46ZM48 194V193H47ZM34 200V199H33ZM42 201V200H41ZM31 202V201H30ZM48 202V201H47ZM50 202V201H49ZM28 204V203H27ZM30 204V203H29ZM32 204V203H31ZM48 204V203H47ZM52 204V203H51ZM34 205V204H33ZM28 206V205H26ZM24 208V207H23ZM45 208V207H44ZM22 209V208H21ZM29 209V208H28ZM24 210V209H23ZM25 211V210H24ZM29 211V210H28ZM50 211V210H49ZM27 212V211H26ZM48 213V212H47ZM32 215V214H30ZM29 215V216H30ZM35 215V213L33 214ZM29 216H27V218H29ZM41 217V216H40ZM127 217V216H125ZM23 218V217H22ZM22 218L21 216H18V223H17V232H18V235H19V238L18 239H8L5 243L2 242V240L0 239V262L1 261H11L13 260L12 262H15L17 258H20L21 259V252H29L30 249L32 248H35L36 246H40L42 244V242L46 239H49L50 236H51V227H52V217L51 215L48 213L44 219H27V220H24L22 221ZM124 219V217H122ZM2 224V223H1ZM4 224V223H3ZM2 224V225H3ZM16 224V223H15ZM130 224V223H129ZM127 223L125 221H123L122 219H119L116 224H115V227H114V232L117 233V234H123L127 231ZM15 230V229H14ZM43 259H40L39 260V263L37 264H43ZM58 261H60V263L62 262V258H59ZM20 264H28L26 262H23V261H20ZM70 264H74V262L70 263Z\"/></svg>",
	"mask_w": 264,
	"mask_h": 264
},
{
	"label": "crops",
	"instance_id": "0c3cea01",
	"mask_svg": "<svg viewBox=\"0 0 264 264\" xmlns=\"http://www.w3.org/2000/svg\"><path fill=\"white\" fill-rule=\"evenodd\" d=\"M128 191L113 166H103L95 189L52 240V249L73 255L74 264H103L92 236L114 232L119 219L134 215ZM187 214L192 229L174 240L183 246L172 264H264V184L244 187L218 206L197 204Z\"/></svg>",
	"mask_w": 264,
	"mask_h": 264
},
{
	"label": "built area",
	"instance_id": "2783aa9c",
	"mask_svg": "<svg viewBox=\"0 0 264 264\" xmlns=\"http://www.w3.org/2000/svg\"><path fill=\"white\" fill-rule=\"evenodd\" d=\"M178 93L188 95L183 91ZM53 106L49 99L43 97L29 101L26 92L14 84L0 95V122L15 126L27 121L44 126L54 121ZM128 198L131 202L130 195ZM191 229L192 222L187 212L173 214L157 208L138 212L130 222L126 234L100 230L93 234L92 242L96 245L97 258L103 264H172L183 246L182 243L177 245L174 240ZM54 253L63 255L52 248L47 249V255L52 256ZM69 257L74 261L73 255ZM43 258V264H49L46 257ZM38 260L35 264L39 263Z\"/></svg>",
	"mask_w": 264,
	"mask_h": 264
},
{
	"label": "water",
	"instance_id": "95a60500",
	"mask_svg": "<svg viewBox=\"0 0 264 264\" xmlns=\"http://www.w3.org/2000/svg\"><path fill=\"white\" fill-rule=\"evenodd\" d=\"M254 21V20H253ZM252 26H253V22L251 21V26H250V30H249V37H248V45L251 42V38H252ZM249 54H250V50L245 54V58H244V63H243V74H242V78L246 72V69L248 67V59H249Z\"/></svg>",
	"mask_w": 264,
	"mask_h": 264
}]
</instances>
